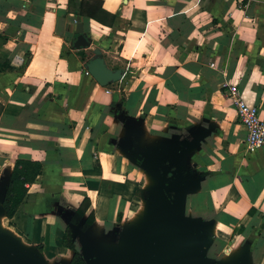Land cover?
<instances>
[{
  "label": "crops",
  "instance_id": "0c3cea01",
  "mask_svg": "<svg viewBox=\"0 0 264 264\" xmlns=\"http://www.w3.org/2000/svg\"><path fill=\"white\" fill-rule=\"evenodd\" d=\"M76 14L85 49L70 47ZM92 45L128 64L119 80L100 86L85 72L80 53ZM232 83L264 118V0H0V184L8 188L16 160L41 165L12 216L3 208L4 229L54 264L65 229L111 228L130 213L124 198L135 185L115 177L138 167L132 151L198 137L186 163L199 206L187 205L218 242L238 239L250 264H264V146L246 150L226 96ZM70 240L66 262L78 247Z\"/></svg>",
  "mask_w": 264,
  "mask_h": 264
},
{
  "label": "water",
  "instance_id": "95a60500",
  "mask_svg": "<svg viewBox=\"0 0 264 264\" xmlns=\"http://www.w3.org/2000/svg\"><path fill=\"white\" fill-rule=\"evenodd\" d=\"M71 33L72 49L89 47L90 40L77 14ZM91 52L83 68L98 85L106 86L122 77L123 68H108L99 48ZM197 139L173 140L160 153L131 152L132 162L150 180L156 178L157 184L150 183L142 192L143 210L137 214L140 221L123 227L113 244L95 241L89 236L88 228L82 235L76 228L71 229L70 237L78 243L76 253L83 264H228L205 258L206 250L214 241L210 221L184 212L186 196L197 189L198 178L187 171L186 163L189 148ZM7 184V180L0 184V214ZM120 238L126 245L122 249L114 248ZM235 254L232 264H250L245 247ZM0 264L47 263L37 250L24 246L5 229H0Z\"/></svg>",
  "mask_w": 264,
  "mask_h": 264
},
{
  "label": "rangeland",
  "instance_id": "374dc122",
  "mask_svg": "<svg viewBox=\"0 0 264 264\" xmlns=\"http://www.w3.org/2000/svg\"><path fill=\"white\" fill-rule=\"evenodd\" d=\"M92 40L98 42L100 39H97V38L93 39L92 38ZM92 46L93 47L91 49L97 48V46H95V45H92ZM80 56H82L81 61H82V63H84L85 59L89 56V50H85L82 54H80ZM103 56H104L105 60L107 61V64L111 67L118 66V67H123L124 69L128 67V64H126L122 59L110 57L108 54H105V53L102 54V57ZM112 56H116V54L113 53ZM133 73L139 74V71L136 70ZM128 78H129V76H125V75L123 76L122 80H124V83H126ZM119 83L113 84L110 86L112 87L113 90L118 89L119 86L121 85V84L119 85ZM114 156L115 155H113V157ZM113 159L115 160V158H113ZM115 179H116L115 181L120 180V179H123V180L126 179L125 181H129L130 184L135 185V189L132 190L130 192V194H129V192H127V195L124 198L127 201H129L130 207L128 210L130 213L124 212V217H122V214L120 213V215H118V218H117L115 224H113V226L111 228H109V226H107V225H103L101 227L99 226V227L91 228L92 229V230L90 229L91 233L88 232L89 236H91L92 239H94L95 241L103 242V243L109 244V245L113 244V242L117 239V236L119 235V233L123 229V227L135 225V224H137V222L140 221L141 217L138 219L137 214H139V211H140L139 208L140 207L143 208V199H142L143 193L142 192L151 183L150 177L146 172H144L143 170H141L138 167H135L133 165L131 166L128 164H125V166L123 168V177L116 176ZM112 184H114V183H112ZM113 187L114 186H112L111 188L105 187V188L101 189L100 190V196H107V194H110V192H113V191L116 192L117 188L116 187L113 188ZM63 189L67 190L66 187H63ZM139 191H140V194H139ZM56 193H58L60 195L59 191H57ZM61 200L63 201V198H61ZM187 200L192 205H195L196 207L199 206V201L196 199L195 195L192 193L186 197V200H185L186 201L185 202L186 212L188 214L189 213L196 214L195 216L191 215L190 217H201L202 216L201 212L200 211L196 212V210H193L192 208H190L187 205V203H188ZM137 209H139V210H137ZM184 209H185V206H184ZM142 215L143 214H141V216ZM4 225H5V221H3V223H1V220H0V229L4 230ZM213 239H214V241L209 246V248L206 250L205 258L207 260H212L215 262H224V263L232 264V262L236 258L235 253L238 251V246H239L240 242H242V241L236 239V241L232 245V248H230L229 247L230 243L229 244L226 243L224 245L223 242L220 243L215 238H213ZM125 245H126V242L122 238H120L119 241L114 245V248L122 249V247ZM58 250H59L58 254L63 253L64 256H60V255L55 253L53 257H50L51 258L50 260L51 261L56 260V262L54 264H58L59 261L65 264L66 260L68 259L67 254L64 253L66 250H65V248L63 250H61V249H58ZM59 258H61V259H59Z\"/></svg>",
  "mask_w": 264,
  "mask_h": 264
},
{
  "label": "trees",
  "instance_id": "16d2710c",
  "mask_svg": "<svg viewBox=\"0 0 264 264\" xmlns=\"http://www.w3.org/2000/svg\"><path fill=\"white\" fill-rule=\"evenodd\" d=\"M86 15L97 20L93 12L88 11ZM81 57L82 56H80V59ZM40 168H41V165L38 161L16 160L14 162V165H13V168L10 174L9 185H8L6 195H5L3 204H2L7 217L12 216V214L17 209L19 203L21 202L25 194V191H26V187L24 186V184L32 183L35 177L40 173ZM139 194H140V191H139ZM85 199L82 200V202L76 208L75 212L78 216L84 213V210L86 208V203L85 202L83 203V201H85ZM92 221H93V215H92V212H89L86 215L85 223L90 224ZM61 245L64 248L72 250V243L70 240L68 229H65L62 234ZM69 264H83V262L80 260L77 253H73L72 257L69 260Z\"/></svg>",
  "mask_w": 264,
  "mask_h": 264
},
{
  "label": "built area",
  "instance_id": "2783aa9c",
  "mask_svg": "<svg viewBox=\"0 0 264 264\" xmlns=\"http://www.w3.org/2000/svg\"><path fill=\"white\" fill-rule=\"evenodd\" d=\"M239 3L243 0H237ZM226 96L232 102L236 118L246 132L245 147L248 152L264 146V118H260L256 105L247 104L239 95L236 84H227Z\"/></svg>",
  "mask_w": 264,
  "mask_h": 264
},
{
  "label": "flooded vegetation",
  "instance_id": "af4514ba",
  "mask_svg": "<svg viewBox=\"0 0 264 264\" xmlns=\"http://www.w3.org/2000/svg\"><path fill=\"white\" fill-rule=\"evenodd\" d=\"M91 55H92V52L89 51V56H88L85 60H87ZM77 219H78V217H77V215L74 213L73 216H72V218H71L72 223L77 224ZM86 226H88V224H86V223H85V220H84V221H82V223H81L80 225H78V229H79V230H84V229L86 228ZM72 251H73V249H72ZM74 253H75V252H74ZM72 255H73V254H72ZM71 257H72V256H71Z\"/></svg>",
  "mask_w": 264,
  "mask_h": 264
}]
</instances>
